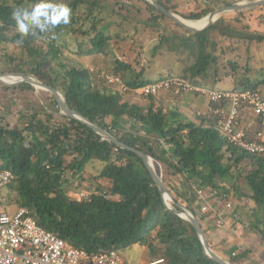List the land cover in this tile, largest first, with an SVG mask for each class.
I'll return each instance as SVG.
<instances>
[{
	"label": "trees",
	"instance_id": "obj_1",
	"mask_svg": "<svg viewBox=\"0 0 264 264\" xmlns=\"http://www.w3.org/2000/svg\"><path fill=\"white\" fill-rule=\"evenodd\" d=\"M139 1L145 6H140ZM158 1L179 13L172 0ZM34 2L28 0V8ZM63 2L71 8L69 24L43 33L36 29L35 35L23 37L11 16L15 7L0 0V41L15 44L23 54L19 59L9 55L14 65L1 68L0 73H26L58 88L72 109L98 123L128 147L151 156L156 172L174 198L172 208L179 209L181 204L191 210L204 228L211 248L233 264H244L249 251L243 249L232 255L238 249L236 244L229 251L217 250L205 226L206 219L210 215L218 219L222 211L231 209L226 204L232 184L239 199L253 202L246 209L248 220L242 222L264 243V155L249 153L230 142L214 117L192 118L178 106H166L157 95H145L146 101L126 98V94L105 78L92 74L89 68L63 60L67 46L59 42L58 35L75 34L80 56L95 54L99 60L102 54L110 55V73L121 76L131 88H139L152 80L145 77V68L136 71L133 64L114 51L111 22L105 24L108 16L138 19L157 32L159 42L153 48L154 54L164 48L180 55L187 52L185 58H180L185 67L179 76L204 86L211 79V70L216 75L213 83L221 77L214 33L259 45L264 43V32L252 30L250 24L244 23L241 11L234 18L222 14L205 31L195 32L181 25L185 29L182 33L171 32L168 21L180 24L146 0ZM215 9L210 1L200 9L179 14L195 20ZM228 63L236 79L233 89L264 90V75L250 76L251 69L246 65L245 71L237 76L239 63L231 60ZM131 73L135 74L134 80H127V74ZM25 85L35 89L28 82ZM0 86L14 88L2 82ZM48 93L55 112L28 104L20 110V119L15 124L0 114V172L8 169L13 173L7 187L17 208H28L41 226L92 254L101 249L121 251L140 243L150 248L155 259L163 258L161 264H222L205 252L192 222L167 207L142 156L117 145L77 118L58 115V102ZM4 110L8 112L9 106L0 96V113ZM93 162L102 166L97 175L89 176L87 167ZM176 180L180 183L176 184ZM197 187L219 190L223 194L221 209L201 211ZM231 210L233 214L239 213L238 206Z\"/></svg>",
	"mask_w": 264,
	"mask_h": 264
},
{
	"label": "rangeland",
	"instance_id": "obj_2",
	"mask_svg": "<svg viewBox=\"0 0 264 264\" xmlns=\"http://www.w3.org/2000/svg\"><path fill=\"white\" fill-rule=\"evenodd\" d=\"M9 4L13 5L16 8H28V0H23L24 3H18L17 0H7ZM147 1V0H146ZM213 1L216 9H219L223 6L231 5L236 2H250L252 0H172V4H175L178 8L179 13L184 14L192 10H197L202 8L205 5V2ZM149 2V1H148ZM140 6L144 7L143 2H138ZM225 4V5H224ZM243 12L241 17L244 23L251 25V29L260 30L264 32V4L255 6V7H245L237 10H231L223 14H227L228 17L237 16V12ZM177 13V12H175ZM177 13V14H179ZM179 14V15H181ZM222 15V14H221ZM220 15V16H221ZM182 16V15H181ZM206 17V16H205ZM111 22L109 30L114 36L113 40V49L121 58H124L131 64H133L136 71H140L141 68H145V77L154 80L158 79L162 75H181L182 70L185 67V62L181 61L180 58L187 55L182 53V55L177 54L173 51H169L166 48L158 51L154 54L153 48L159 42L157 32L151 31V28L144 26L141 21L138 19H128L123 20L120 16H108L106 23ZM167 26L171 28L172 31L184 32L185 29L181 25H175L173 22L168 21ZM58 40L62 44H66L67 48L64 49L66 56L63 57V60L66 62L76 63L90 69L92 74H97L96 76L100 79L105 78L109 84H112L113 87L121 90L126 94V98L130 100H139L146 101L145 94L141 91H129L124 89L123 85L117 83V81H111L109 78L113 77V74L110 73L112 69V57L110 55L102 54L99 57V60L96 58L95 54L83 55L80 56L77 54L78 47L74 42L75 34L68 32H62L58 35ZM78 37H81L78 35ZM217 42L216 55L219 56L220 64V78L219 82L213 83L212 80L216 77L213 70L210 71L209 79L210 81H205V86L207 87H216L222 89H233L235 87V77L232 73L231 67L228 63L229 60L237 61L241 66L236 74L237 76L243 73L246 69V65L251 69L250 76L261 77L264 75V43L259 45L250 44L246 40H239L237 38L223 37L220 34L214 33L213 36ZM43 40V39H42ZM44 43H47L43 40ZM43 46H47L44 44ZM112 51V55H113ZM15 56L19 59L23 54L21 49L13 43H5L0 41V69L4 67H9L14 65V61L8 59V56ZM13 74V73H9ZM135 74H127L126 79L134 80ZM38 79V78H37ZM25 83L20 84H5L11 89L0 86V96L6 106H9V111H2L0 114L7 118L12 123H17L20 119L21 113L20 110L26 108L28 104L36 106H44L48 111L55 112L56 110L52 106V98L45 89L34 87L35 89H28ZM264 88V87H263ZM165 93L168 94L172 99L179 98L182 94H174L171 91H164L158 96H163ZM200 98H202L200 96ZM166 106H175L174 103L166 101L164 99ZM200 107V106H199ZM196 107L194 114H187L188 116H198ZM58 115L63 114L60 110ZM100 162H93L87 167L88 175H97L101 169ZM235 181V179H234ZM176 184H179L180 181L176 180ZM233 182V181H232ZM243 186H245L244 181H240ZM229 185L231 189L230 199L232 202L233 208L239 207V214H247L246 209L250 206H253V202L247 200V198L239 199L238 193ZM81 195V194H80ZM0 201L3 203L7 211L13 213L17 210V205L13 196L9 192L7 185L0 188ZM222 201V200H221ZM172 200L168 199V203L171 205ZM238 202V203H237ZM213 205V204H212ZM214 204V208H210L213 212L215 210L221 209V206ZM234 211L229 209L228 211H222L221 216L228 218L229 223L226 225H219L217 223V218L213 216L207 217L211 224L209 225V232L211 233V241L213 246L217 250H232L233 244L240 243L243 247L238 250H235L236 253L241 252V250L249 251L244 260V264H264V243L261 237L255 233V231L249 230V227L245 226V222H237L234 218ZM210 214V213H209ZM233 215V216H232ZM220 216H218L219 218ZM226 218V219H227ZM242 219L248 220L247 217L242 216ZM241 219V220H242ZM210 244V243H209ZM240 246V247H241ZM234 251V250H233ZM126 264H135L137 261H140L141 264L149 261V256L151 250L148 246L136 243L131 246L125 247L121 250ZM152 256V254H151ZM227 257L229 254L227 253Z\"/></svg>",
	"mask_w": 264,
	"mask_h": 264
},
{
	"label": "built area",
	"instance_id": "obj_3",
	"mask_svg": "<svg viewBox=\"0 0 264 264\" xmlns=\"http://www.w3.org/2000/svg\"><path fill=\"white\" fill-rule=\"evenodd\" d=\"M117 81L129 91H141L145 95H159L164 91L174 94L190 92L205 97L208 105L205 110H197L199 115L214 117L221 133L233 144L245 151L264 155V90L259 89H221L196 84L179 75L154 79L139 88H131L121 76L109 78ZM249 108L261 121L262 128L251 136L242 124V111ZM166 148L169 144L163 142ZM13 173L5 169L0 172V188L9 184ZM201 211L208 212L212 204L222 199L217 189L197 187ZM84 195V194H81ZM228 201L226 208L232 209ZM224 225L222 217L217 219ZM236 251L232 255H236ZM163 258L153 259L149 264H161ZM0 264H126L122 252L118 249H101L89 253L77 247L52 231L41 226L26 207H19L13 213L7 211L0 201Z\"/></svg>",
	"mask_w": 264,
	"mask_h": 264
},
{
	"label": "water",
	"instance_id": "obj_4",
	"mask_svg": "<svg viewBox=\"0 0 264 264\" xmlns=\"http://www.w3.org/2000/svg\"><path fill=\"white\" fill-rule=\"evenodd\" d=\"M149 1L151 4L157 6L158 8H160L165 14H167L170 18H172L175 22L179 23L180 25H182L183 27L198 32V31H205L208 30L212 24L220 17L221 14L231 11V10H237V9H241V8H245V7H255V6H259L264 4V0H252L250 2H236L233 3L231 5H227V6H223L217 10L212 11L211 13H209L206 17L209 18V22L207 24L206 27L204 28H196L194 26L189 25L186 21L192 20V19H187L184 18L183 16L175 13L174 11L168 9L167 7H165L164 5H162L158 0H147ZM204 18V17H203ZM201 18V19H203ZM195 20H200V19H195ZM5 76H23L25 79L21 80L19 82L16 83H8L5 80H3V77ZM0 82L5 83V84H20V83H24V82H28L30 84H32L33 86H40L42 89H45L47 91H50L56 98L57 102H58V107L60 108V110L63 112V114L73 117V118H77L85 123H87L89 126H91L92 128H94V130H96L97 132H99L101 135L105 136L106 138L112 140L114 143H116L117 145H120L122 147H126V148H130L134 151H136L140 156H142L145 160V163L147 164L148 168L150 169L152 176L156 182V184L159 186L163 197L165 199L166 205L170 210H173L174 212L180 214L182 217L190 220L192 222V224L195 226L197 234L201 240L202 246L205 250V252L212 257L213 259L219 261L222 264H233L230 261H228L227 259H224L223 257H221L219 254H217L210 246L207 235L204 231V228L202 227L200 221L198 220L197 216L188 208L182 206L181 204H178L179 209H174L170 206V204L168 203V199H171L172 201H174V198L172 196V194L170 193V191L168 190V188L166 187L164 181L162 180L161 176L156 172L155 168H154V164L152 161V157L147 155L146 153H144L143 151H139L135 148L132 147H128L125 143L119 141L117 138H115L109 131H107L106 129L102 128L98 123H92L87 117L83 116L82 114H80L79 112H77L76 110L72 109L67 102V99L65 97V95L63 94V92L61 90H59L58 88L52 86V85H48L42 81H40L39 79L35 78L32 75L26 74V73H13V74H9V73H0ZM60 95H63L64 100L62 101L60 99Z\"/></svg>",
	"mask_w": 264,
	"mask_h": 264
},
{
	"label": "clouds",
	"instance_id": "obj_5",
	"mask_svg": "<svg viewBox=\"0 0 264 264\" xmlns=\"http://www.w3.org/2000/svg\"><path fill=\"white\" fill-rule=\"evenodd\" d=\"M21 36L35 35V30L46 32L56 26L67 25L71 20V8L63 0H35L30 8H16L11 13Z\"/></svg>",
	"mask_w": 264,
	"mask_h": 264
},
{
	"label": "crops",
	"instance_id": "obj_6",
	"mask_svg": "<svg viewBox=\"0 0 264 264\" xmlns=\"http://www.w3.org/2000/svg\"><path fill=\"white\" fill-rule=\"evenodd\" d=\"M162 97L164 99H166V101L170 102V100H171V98H170V96L168 94L165 95V93H164L163 96H160L159 98H162ZM171 102L174 103L175 106H178L180 108V110L183 113H185L186 115L188 113L191 114V115L194 114L197 106L198 107L200 106L198 108V110H202L203 111V110L206 109V107L208 105V100L205 97L200 98V95L192 94L190 92H186V93L182 94V96L179 97V98L172 99ZM191 117L195 118V116H191ZM241 119H242L243 126L248 130V132L250 133L251 136L256 132V130L262 128V124H261L260 119L249 108H244L243 109ZM244 215L245 214L241 215L239 213H235L234 216L233 215L232 216L234 218H237V219H235L237 222H240V221L242 222L243 219L241 217L244 216ZM226 218L227 217L224 216L225 225H226V223L227 224L229 223L228 218L227 219ZM210 224L211 223L207 220L205 226L209 227ZM240 246H241V244L238 243L237 244V248L239 249ZM238 249H236V250H238ZM153 259H155V258L153 256H151V253H150L148 263L145 262L143 264H149V262L151 260H153ZM135 264H141V263H140V261H137Z\"/></svg>",
	"mask_w": 264,
	"mask_h": 264
},
{
	"label": "bare ground",
	"instance_id": "obj_7",
	"mask_svg": "<svg viewBox=\"0 0 264 264\" xmlns=\"http://www.w3.org/2000/svg\"><path fill=\"white\" fill-rule=\"evenodd\" d=\"M189 25L194 26L196 28H204L207 26L208 22H209V18L208 17H204L203 19L200 20H189L186 21ZM25 78L23 76H5L3 77V80H5L8 83H16L19 82L21 80H24ZM37 88H41L40 86H36ZM60 99L63 101L64 97L63 95H60Z\"/></svg>",
	"mask_w": 264,
	"mask_h": 264
}]
</instances>
